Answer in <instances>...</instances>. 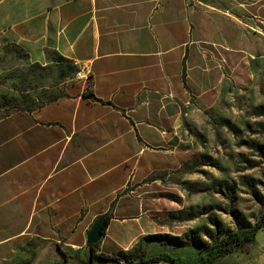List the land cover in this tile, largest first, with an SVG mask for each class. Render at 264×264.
Returning a JSON list of instances; mask_svg holds the SVG:
<instances>
[{"label": "crops", "instance_id": "1", "mask_svg": "<svg viewBox=\"0 0 264 264\" xmlns=\"http://www.w3.org/2000/svg\"><path fill=\"white\" fill-rule=\"evenodd\" d=\"M6 39L74 74L38 106L0 105V264H82L102 215L96 256L164 233L163 176L193 157L195 112L264 59V0H0V56ZM241 264H264V227Z\"/></svg>", "mask_w": 264, "mask_h": 264}, {"label": "rangeland", "instance_id": "2", "mask_svg": "<svg viewBox=\"0 0 264 264\" xmlns=\"http://www.w3.org/2000/svg\"><path fill=\"white\" fill-rule=\"evenodd\" d=\"M4 42L0 105L38 106L58 95L60 81L74 74L71 65L57 58L55 66H33L13 42ZM250 71L253 78L243 87H229L220 103L192 117L188 138L193 157L162 179L164 233L155 241L141 239L118 256L196 254L188 244L209 245L254 224L264 212V59L244 63V73ZM246 248L236 249L217 264H241ZM90 259L86 252L82 264H113Z\"/></svg>", "mask_w": 264, "mask_h": 264}, {"label": "trees", "instance_id": "3", "mask_svg": "<svg viewBox=\"0 0 264 264\" xmlns=\"http://www.w3.org/2000/svg\"><path fill=\"white\" fill-rule=\"evenodd\" d=\"M58 60H61L58 58ZM68 64V63H67ZM38 66V65H33ZM108 217H105L104 224L107 222ZM264 227V212L259 216L254 224L237 228L234 231L228 232L221 236L218 240L209 245L190 243L188 246L196 248L197 253L188 256H174L168 252H163L159 255H146L140 253L137 257L125 255L124 257L118 256L126 253H119L114 256L95 255L94 248L96 245L87 246L90 251L91 259L97 258L101 261H110L113 264H152V263H166V264H215L219 259L232 254L236 249L243 248L254 242L256 233ZM160 235L146 236L142 239L155 241ZM52 264H70L67 261L56 262Z\"/></svg>", "mask_w": 264, "mask_h": 264}, {"label": "water", "instance_id": "4", "mask_svg": "<svg viewBox=\"0 0 264 264\" xmlns=\"http://www.w3.org/2000/svg\"><path fill=\"white\" fill-rule=\"evenodd\" d=\"M5 110L0 108V115L4 114ZM106 215L98 217L91 225L85 235V244L87 246L96 245L102 238V226Z\"/></svg>", "mask_w": 264, "mask_h": 264}]
</instances>
